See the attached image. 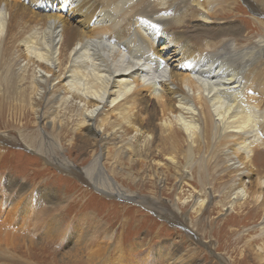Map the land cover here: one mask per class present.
<instances>
[{
  "label": "bare ground",
  "instance_id": "6f19581e",
  "mask_svg": "<svg viewBox=\"0 0 264 264\" xmlns=\"http://www.w3.org/2000/svg\"><path fill=\"white\" fill-rule=\"evenodd\" d=\"M242 1L260 29L253 37L234 26ZM242 1L0 0V125L38 126L22 141L71 173L52 133L80 136L93 156L86 179L121 199L130 200L107 158L155 152L177 165L182 157L181 180L216 160L215 171L234 174L223 211L254 208L264 241V177L255 170L264 150V0ZM66 8L79 15L75 24ZM161 42L175 46L179 64L157 49ZM43 192L37 197L51 202ZM199 193L192 201L206 212L213 196ZM253 246L264 263V245Z\"/></svg>",
  "mask_w": 264,
  "mask_h": 264
},
{
  "label": "rangeland",
  "instance_id": "374dc122",
  "mask_svg": "<svg viewBox=\"0 0 264 264\" xmlns=\"http://www.w3.org/2000/svg\"><path fill=\"white\" fill-rule=\"evenodd\" d=\"M249 5L241 2L234 12L240 20L234 26L253 37L260 29ZM72 14L66 8L65 15ZM76 19L78 14L72 23ZM194 25L201 27L198 22ZM164 44L157 49L177 58L174 64H179L175 46ZM39 129L34 124L24 129L0 125V264H264L248 247L264 245L259 238L260 214L255 215L250 206L223 211L228 201L223 193L228 192L234 174L215 171L216 160L209 159L211 168L206 171L186 174L185 181L181 180L186 167L182 157L177 165L155 152L148 158L131 154L120 161L107 158L108 175L130 198L121 199L103 195L86 179L83 169L93 156L81 149L80 136L71 140L52 133L60 147L56 157L74 167L72 173L65 172L22 141L23 133L30 136ZM8 134L10 141L3 138ZM260 152L255 170L264 177V150ZM198 158L194 160L200 162ZM119 165L122 170L115 168ZM41 192L51 196V202L37 197ZM196 192L202 198L207 193L213 196L206 212L196 209L192 201Z\"/></svg>",
  "mask_w": 264,
  "mask_h": 264
}]
</instances>
